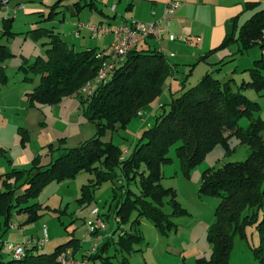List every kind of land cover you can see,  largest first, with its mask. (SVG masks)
I'll return each instance as SVG.
<instances>
[{
	"label": "trees",
	"instance_id": "16d2710c",
	"mask_svg": "<svg viewBox=\"0 0 264 264\" xmlns=\"http://www.w3.org/2000/svg\"><path fill=\"white\" fill-rule=\"evenodd\" d=\"M58 3L51 7V14H58L55 11ZM92 4V0H87L83 6L79 3L74 6L83 9ZM11 21L6 19L3 24ZM239 28L236 38L227 36L222 46L234 40L241 45L238 51L241 53L260 43L259 39L264 33V10L256 12ZM30 33L34 37L46 34L51 41L47 44V59L44 61L38 57L30 66L31 71L39 75L40 83L30 94L29 102L32 105L34 102L54 105L65 97H80V103L86 106L84 116L95 125L96 133L49 165H35L28 170L12 169L0 175L3 180L0 215L7 220L11 210L16 208L18 214L26 215L28 222L35 220L41 204L22 207L23 203L29 197L38 195L47 183L64 182L80 172L96 176L91 188L83 187L82 199L89 201L91 189L109 179L116 180L118 171L123 177V185L120 186V195L114 193L115 204L109 208L107 220L112 215L114 219L120 218L123 234H119L118 243L122 250L130 252L133 246L143 243L141 232L135 225L142 216L163 231L170 227L177 228L170 221V216L162 213L157 206L160 198L168 193L159 181L161 165L171 160L168 157L169 149L177 145L176 154L182 169L188 173L212 148L220 144L227 147L230 139L235 138L249 148L248 159L228 163L218 170L208 169L201 178L199 193L219 197L221 202L215 208V221L206 234L212 246V257L207 261L205 258L197 259L195 264H228L234 236L242 234L246 225L250 224H255L261 238L255 252L256 259L258 264H264V120L255 116L260 112L256 102L240 91H233L230 81L220 83L211 73H206L195 87L178 97H171L168 112L158 117L155 124L138 139L133 152L121 160L120 149L112 142L103 143L101 137L107 131L113 132L116 126L125 127L134 117L141 115L140 111L145 105L160 95L166 79L172 74L170 64L156 49L136 48L114 70L109 81L98 86L92 96L83 97L80 90L96 77L103 63L98 54L103 50L86 48L76 51L52 30L36 28ZM261 45L264 47V44ZM10 55L6 47L0 45V63ZM250 71V80L246 84L242 82L240 90L250 87L264 90V60L256 61ZM242 118L249 120L246 129L239 126ZM140 164L145 165L147 173L139 172ZM136 177L141 186L137 195L128 187L129 181H134ZM19 183L25 186V194L16 196L15 189ZM173 203L177 210L178 204L174 200ZM132 214H137V219L129 223ZM125 224H129V230L124 229ZM114 229V233H117L116 227ZM111 243L112 237H108L97 253L90 257V261L101 260L102 264H112L111 257L102 256ZM69 248L75 254L83 249V244L72 238L60 244L53 254L39 255V249L35 246L27 249L22 258L0 260V264H57V256ZM121 263L127 262L124 259Z\"/></svg>",
	"mask_w": 264,
	"mask_h": 264
},
{
	"label": "rangeland",
	"instance_id": "374dc122",
	"mask_svg": "<svg viewBox=\"0 0 264 264\" xmlns=\"http://www.w3.org/2000/svg\"><path fill=\"white\" fill-rule=\"evenodd\" d=\"M75 1H64L57 10L58 14H54L49 20H45L46 14L42 18L25 15L22 11L16 13L11 24H3L2 18L8 16L0 9V45L5 46L6 51L11 54L0 63V175L9 173L12 169L28 170L35 165H49L67 150L76 148L95 136L96 127L84 116L86 106H82L80 97H65L54 105L39 102L32 105L29 102L30 94L40 83L39 75L32 72L30 66L38 57L44 61L47 59V44L51 41L46 34L32 36L30 32L34 28L52 30L54 34L61 36L69 48L76 51L96 49L95 47L107 50L113 39L107 35L94 40L85 30L77 38L76 26L80 23L96 24L93 17H98L99 8L95 10L84 7L77 10L72 5ZM14 5L9 7L13 8ZM9 15L11 17L14 13ZM259 42L234 58L226 56L220 65L205 66L220 83L230 81L233 91H240L246 98L256 102L260 112L255 116L264 120V90L252 87L240 90L242 82L246 84L250 80V70L255 67V62L264 60V47L261 45L264 44L263 35ZM237 48L239 47L234 46V50ZM169 53L164 59L172 64L175 60ZM180 59L185 58L182 56ZM187 59L192 58L187 56ZM183 72L175 73V77L163 85V91L141 109L140 116L134 117L125 127L116 126L113 132L107 131L101 137L103 143L112 142L120 149L121 160L133 152L138 139L155 124L158 117L168 112L171 97H178L182 92L195 87L207 73L194 68H187ZM239 126L248 128L249 120L242 118ZM176 148L177 145L169 149L168 157L171 160L161 165L159 183L168 193L160 198L157 206L162 213L170 216V221L177 228L170 227L163 231L142 216L135 225L141 232L143 243L133 246L130 252L122 250L118 243V236L123 232L120 221L115 226L117 233H114L113 215L107 220L108 210L115 204L114 193L120 195L121 192V173L117 171L119 176L116 180L109 179L93 187L88 201L82 199L83 187L91 188L96 176L80 172L78 176L64 182L47 183L38 195L29 197L26 203L21 204L22 207L41 204L42 208L37 210L35 220L28 222L25 215L16 212V208L11 210L7 220L4 215H0V260L11 261L13 258L6 248L8 243L24 244L33 238L38 241L45 237L44 229L48 233V242L39 248L38 255L53 254L60 244L72 238L82 242L84 248H90L93 244L85 243L84 235L88 232L89 224L99 220L107 231L104 233L100 230L96 236H112L109 249L102 253L103 257H111L112 264H122L124 259L126 264H195L201 258L207 261L212 257V246L206 234L215 221V208L221 198L199 193L202 175L208 169L218 170L228 163L245 162L250 150L239 140L231 138L229 146L220 144L212 148L202 161L186 173L182 169ZM139 169V172L147 173L145 165L140 164ZM2 183L3 180L0 179V191L3 190ZM128 187L137 195L141 191L139 178L129 181ZM24 189L25 186L19 183L15 195L25 194ZM173 200L178 204L177 210L173 206ZM94 210H97V214L92 215ZM136 217L137 214H132L128 222H134ZM124 229L129 230V224H125ZM104 241H101V246ZM260 243L261 238L255 224L246 225L242 234L234 236L228 264H258L255 252ZM88 264L102 262L90 261Z\"/></svg>",
	"mask_w": 264,
	"mask_h": 264
},
{
	"label": "crops",
	"instance_id": "0c3cea01",
	"mask_svg": "<svg viewBox=\"0 0 264 264\" xmlns=\"http://www.w3.org/2000/svg\"><path fill=\"white\" fill-rule=\"evenodd\" d=\"M57 1H59V7L56 8V12L64 1L69 0H10L8 2V8L10 9V11L7 12V10L3 8L1 2L0 9L5 11V14L7 13L8 19L12 20L15 18L17 12L22 11L25 13V15H37L42 18L46 14L45 20H49L54 15L50 13L52 10L51 7ZM86 1L87 0H76L72 5L73 7H75L74 5L76 3H79L81 6H83L85 5ZM92 1V6H87L85 8H95V10L99 8V11H97L99 14L98 17H93V20L96 21V24H91L102 26L119 25L125 23L130 19L142 21L145 23H153L162 18L164 10L168 6L169 2V0ZM175 1L179 3V7L176 8L171 16H169V23L166 27L167 33L171 36H174L175 40H170L167 37H164L160 40L148 38L138 45V49H156V51L160 52L164 57L166 56L167 52H170L169 54L170 56H172L175 62L170 64V62H168L167 60L166 61L170 64L173 75L166 79L165 83H167L170 78L175 77V73H180V71L183 72L187 68H194V70L198 69V71L200 70V72L209 73L208 68L205 65H220V63L224 58H226V56H231L234 58V56L239 53L238 51L241 45L238 42H234V40H232L231 44L222 46L223 41L226 40L227 36L235 39L237 34L239 33V27L241 26V24L247 19H250L254 14H256V12L264 10V0ZM24 3H29V5L26 6ZM12 4L15 5L13 6V8H10L9 6H11ZM17 6H22L23 8L15 11L14 9ZM80 9L77 8V10ZM12 12L14 13V15L9 17V14H11ZM49 13L51 14V16ZM5 20V18H2V21ZM80 24H78V26ZM83 30L87 31L90 34L89 30L83 28L79 31V35ZM81 36L82 35L76 37L80 38ZM90 37L94 39L92 37V34H90ZM234 46H237L239 48L235 49V51ZM95 48L98 50H105L98 47ZM182 56H184L185 59H180V57ZM187 56L192 59H187ZM107 238V235L105 237L104 235L102 236L103 241ZM85 243H87L86 240ZM1 246L2 243L0 242V247ZM86 249L88 248H84L83 245L82 251H85ZM107 250L108 249H106V251Z\"/></svg>",
	"mask_w": 264,
	"mask_h": 264
},
{
	"label": "built area",
	"instance_id": "2783aa9c",
	"mask_svg": "<svg viewBox=\"0 0 264 264\" xmlns=\"http://www.w3.org/2000/svg\"><path fill=\"white\" fill-rule=\"evenodd\" d=\"M10 0H0L3 8L7 11H10L8 8V2ZM179 7V3L175 0H169L168 6L164 10L163 16L160 20L153 23H145L142 21L130 19L123 24L119 25H94V24H80L77 26L75 35L79 37V31L83 28L89 30L90 34L94 39H99L103 36L111 35L113 37L111 44L108 46L107 50H103L98 54V57L102 59V66L99 68L96 77L88 81L81 89L82 94L86 96L93 95L95 88L102 86L111 77V74L114 70L121 66L124 62L125 57L130 51L138 48V45L148 38H154L160 40L164 37L169 38L170 40H175L174 36H171L167 33L166 27L169 23V16H171L176 8ZM23 8L22 6L15 7V11ZM8 19V18H5ZM264 38V33L262 34ZM93 214H97V210H94ZM119 218L113 220L114 227L119 222ZM87 234L84 235V238L87 242L93 244L92 247L86 249L85 251H79L78 253H73V249L69 248L67 251L60 253L56 260L57 264H88L90 262V257L95 255L98 249L101 247L102 237H97L96 235L103 230L107 231L106 226L96 221L94 224L91 223L87 227ZM45 237L42 239H31L26 243H8L6 248L12 255L14 259H20L25 255V251L32 247H44L47 241L48 233L44 229ZM123 234V232H122ZM121 234V235H122ZM113 235V234H112ZM108 237H112L111 235Z\"/></svg>",
	"mask_w": 264,
	"mask_h": 264
}]
</instances>
